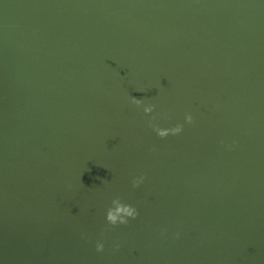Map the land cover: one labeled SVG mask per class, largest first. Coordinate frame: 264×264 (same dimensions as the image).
I'll use <instances>...</instances> for the list:
<instances>
[{
  "label": "water",
  "instance_id": "1",
  "mask_svg": "<svg viewBox=\"0 0 264 264\" xmlns=\"http://www.w3.org/2000/svg\"><path fill=\"white\" fill-rule=\"evenodd\" d=\"M0 264H264V0H0Z\"/></svg>",
  "mask_w": 264,
  "mask_h": 264
},
{
  "label": "clouds",
  "instance_id": "2",
  "mask_svg": "<svg viewBox=\"0 0 264 264\" xmlns=\"http://www.w3.org/2000/svg\"><path fill=\"white\" fill-rule=\"evenodd\" d=\"M132 102L137 106L141 105L143 101L141 99H137L136 97H132ZM154 105H146L143 108V111L147 113L153 112ZM155 117H153V120ZM193 121V117L191 114L185 115V122L191 124ZM150 126L156 132V134L161 137H167L169 134L176 135L179 134L183 130L182 124H176L174 127L171 128H162L158 124L152 123L150 121ZM144 177L141 176L139 178L133 179V187H138L140 183H142ZM112 206L107 209L106 212V220L111 225L119 224H127L129 217L135 219L138 216L137 209L130 204L123 203L120 197H115L112 202ZM178 235V234H177ZM104 250V244L101 241H97L96 243V251L102 252Z\"/></svg>",
  "mask_w": 264,
  "mask_h": 264
}]
</instances>
